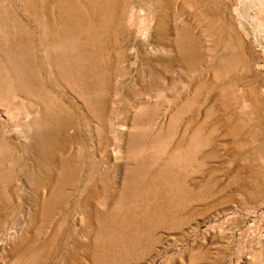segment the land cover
Listing matches in <instances>:
<instances>
[{
	"label": "rangeland",
	"instance_id": "1",
	"mask_svg": "<svg viewBox=\"0 0 264 264\" xmlns=\"http://www.w3.org/2000/svg\"><path fill=\"white\" fill-rule=\"evenodd\" d=\"M0 264H264V0H0Z\"/></svg>",
	"mask_w": 264,
	"mask_h": 264
}]
</instances>
